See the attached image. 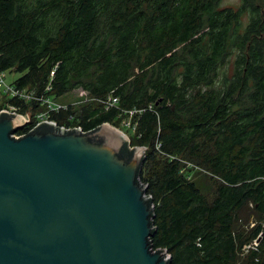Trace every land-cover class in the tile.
Masks as SVG:
<instances>
[{
    "label": "trees",
    "instance_id": "1",
    "mask_svg": "<svg viewBox=\"0 0 264 264\" xmlns=\"http://www.w3.org/2000/svg\"><path fill=\"white\" fill-rule=\"evenodd\" d=\"M221 3L0 0V70L20 74L12 84L90 99L52 113L59 126L94 131L134 112L121 151L146 150L148 243L169 264H237L247 245L241 264H264V0ZM109 97L115 106L97 101ZM188 163L210 176L211 198ZM247 211L256 224L243 230Z\"/></svg>",
    "mask_w": 264,
    "mask_h": 264
},
{
    "label": "water",
    "instance_id": "2",
    "mask_svg": "<svg viewBox=\"0 0 264 264\" xmlns=\"http://www.w3.org/2000/svg\"><path fill=\"white\" fill-rule=\"evenodd\" d=\"M1 114L0 264H169L148 243L143 148L123 154L128 140L107 124L87 132L42 124L15 138L30 119Z\"/></svg>",
    "mask_w": 264,
    "mask_h": 264
},
{
    "label": "built area",
    "instance_id": "3",
    "mask_svg": "<svg viewBox=\"0 0 264 264\" xmlns=\"http://www.w3.org/2000/svg\"><path fill=\"white\" fill-rule=\"evenodd\" d=\"M54 72H51V76H53ZM50 87H46V91H49ZM0 91L4 93L5 95H10V99L16 100L18 102V105H12L8 101L4 102L2 106H0V115L1 113H8L10 115L16 116L20 118L23 122L27 124V126L31 125V129H34L42 124H49L57 128H61L64 131H70L77 129L79 131H82V128L80 126H70V125H61L59 126L57 122L53 119H51L52 113H58L62 110H66L68 106L60 105L58 103H55L52 100V97H48L45 95H39L34 90H29L25 88H18L14 86L13 84H8L5 81V72L0 70ZM86 94L85 92H83ZM87 96V94H86ZM99 103L105 106V108L113 107L117 104V99L113 97H109L105 101L97 100ZM36 104V108H33L31 104ZM23 107H27L28 109L25 111L23 110ZM39 110V111H38ZM35 111L33 114L31 112ZM29 112V113H28ZM139 112V111H138ZM130 116L134 114L133 111L128 112ZM29 118L27 117V115ZM130 128L132 132L135 131L136 128V122L130 123ZM20 135H13V137L18 138ZM144 149V148H143ZM144 151H146L144 149ZM256 246V244H254Z\"/></svg>",
    "mask_w": 264,
    "mask_h": 264
},
{
    "label": "rangeland",
    "instance_id": "4",
    "mask_svg": "<svg viewBox=\"0 0 264 264\" xmlns=\"http://www.w3.org/2000/svg\"><path fill=\"white\" fill-rule=\"evenodd\" d=\"M238 4H239V0H222L221 3V5L224 7H236ZM19 77L20 74L13 73L11 71H5V81L8 84H12L13 81L18 79ZM10 98H11L10 95H5L0 91V106H2L4 102L9 101ZM52 100L60 105H64V106L71 105L73 109L79 110L80 106L89 103L90 99L86 96V94L83 93V91L78 89L70 93H66L57 98L53 97ZM34 112L35 111L31 113L33 114ZM131 117L132 116H130L129 114L126 116H121L120 121H118L116 125H112V124H107V125L121 131L125 135L126 137L125 139L129 140L128 132L129 130H131L129 126L132 121ZM131 133H133L132 130ZM186 166H188L192 170L189 175L190 179L195 183V185L206 197L211 198L213 196L215 188L212 180L210 179V176L206 172L200 170L199 168H196L193 165H189V163L186 164ZM243 214L244 215H241V218L237 222L238 227H240L243 230H249L253 228L256 224L255 218L252 216V214L249 211ZM258 243H259V239L254 240L253 242V244H256V246L258 245ZM248 248L250 247L247 245L246 250L244 249V252L242 251V253H240L239 255L240 259L237 264H241V261L243 260V256L245 255Z\"/></svg>",
    "mask_w": 264,
    "mask_h": 264
},
{
    "label": "bare ground",
    "instance_id": "5",
    "mask_svg": "<svg viewBox=\"0 0 264 264\" xmlns=\"http://www.w3.org/2000/svg\"><path fill=\"white\" fill-rule=\"evenodd\" d=\"M105 127H107L108 130H113V131L115 132V129H113L112 127H110V126H108V125H106ZM115 133H116L117 135H119V134H118V131L115 132Z\"/></svg>",
    "mask_w": 264,
    "mask_h": 264
}]
</instances>
